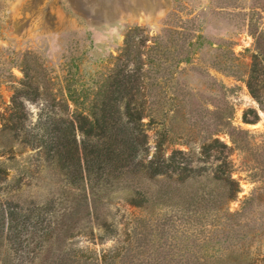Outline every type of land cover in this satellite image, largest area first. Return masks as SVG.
<instances>
[{"label":"rangeland","instance_id":"rangeland-1","mask_svg":"<svg viewBox=\"0 0 264 264\" xmlns=\"http://www.w3.org/2000/svg\"><path fill=\"white\" fill-rule=\"evenodd\" d=\"M263 5L264 0H0V129L27 80L39 88L36 98L21 97L26 125L36 134L54 112V98L70 104L69 114L88 112L100 83L118 65L134 71L142 62L151 156L159 132L166 131V155L176 151L182 165L196 169L184 184L177 174L154 181L124 176L98 202L90 198V220L83 211L77 214L79 225L62 243L37 247V238L16 250L5 231L0 264H43L47 254L49 264H264V109L246 82L256 36L264 33ZM127 36L131 59L122 55ZM77 137H83L79 130ZM5 138L0 137V161L9 172L2 187H19L15 199L26 206L55 199L57 210L48 218L68 214L78 190L67 187L40 147L16 143L9 150ZM215 139L227 145L231 185L214 178L222 161L201 154L204 142ZM157 185L168 189L161 201L143 208L130 204L136 188ZM97 212L108 214L107 223L95 224ZM31 250L40 254L29 255Z\"/></svg>","mask_w":264,"mask_h":264},{"label":"trees","instance_id":"trees-1","mask_svg":"<svg viewBox=\"0 0 264 264\" xmlns=\"http://www.w3.org/2000/svg\"><path fill=\"white\" fill-rule=\"evenodd\" d=\"M262 8L264 10V5ZM131 40L132 37L127 36L122 53L128 59L132 56ZM256 43L246 82L250 92L264 109V33L256 36ZM143 67L140 62L134 71H127L126 67L118 65L107 82L100 83L88 112L75 109L69 114L66 111L70 109V104L65 99L54 98L51 102L54 112L46 117L43 132L36 134L26 125L28 115L21 97L36 98L39 96V88L31 80L23 82L22 88L13 98V111L0 129V137H6L7 140L4 147L12 150L16 143L40 147L45 159L62 171L67 187L70 190H78L79 193L71 205L69 215L63 213L61 218H48L57 210L56 200L51 199L43 205L31 201L26 206L22 201L15 199L19 187H2L1 184L6 181L9 171L0 161V194H8L5 198L0 197L1 242L6 231V241L16 250H21L26 242L27 245L34 243L37 238V247H43L45 243L55 240L62 243L69 230L79 225L77 220H74L75 216L83 211L87 213L83 217L90 220L89 210L92 206L94 209V200L98 202L102 199L105 195L103 192L114 187L124 176L131 175L154 181L160 177L172 178L177 174L176 181L184 184L185 179L196 171L189 165H182L176 151L166 155V131L159 132L155 152L151 156L152 147L144 124L148 105L143 97ZM27 76L30 77L28 74ZM58 107L67 115L58 114ZM77 130L83 135L81 140L77 137ZM240 132L247 133L246 130ZM233 142L236 143L234 139ZM226 147L227 145L219 139L204 142L201 154L207 158L215 155L222 161L214 169V178L231 185L234 179L228 154L225 155L223 149ZM157 186L155 190L136 188L135 197L129 201L130 204L143 208L146 205L151 206L155 198L161 201L167 195L168 189L163 185ZM90 198L94 200L90 201ZM252 199L249 197L246 202ZM92 214L98 226L107 223L108 214ZM30 231L31 236H25L30 234ZM31 253L40 254L35 250L29 251L28 254ZM49 257V254L44 257L43 264H49ZM33 260L30 258L29 262Z\"/></svg>","mask_w":264,"mask_h":264}]
</instances>
